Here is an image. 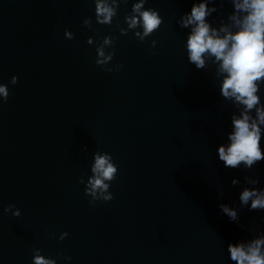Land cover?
<instances>
[{
	"label": "water",
	"instance_id": "obj_1",
	"mask_svg": "<svg viewBox=\"0 0 264 264\" xmlns=\"http://www.w3.org/2000/svg\"><path fill=\"white\" fill-rule=\"evenodd\" d=\"M135 2L121 3L108 26L96 23L94 0H0V84L10 93L0 105V264H32L35 249L56 264H234L227 245L264 233V211L239 202L252 187L245 176L264 189V161L224 168L217 149L237 109L220 95L217 65L188 62L191 29L177 20L195 0H148L142 10L163 23L144 42L120 35ZM209 6L219 9L206 17L212 27L232 24L230 0ZM104 37L116 41L108 67L122 70L96 65ZM259 95L264 103V85ZM98 151L118 174L112 201L90 205ZM9 205L21 215L4 214Z\"/></svg>",
	"mask_w": 264,
	"mask_h": 264
},
{
	"label": "clouds",
	"instance_id": "obj_2",
	"mask_svg": "<svg viewBox=\"0 0 264 264\" xmlns=\"http://www.w3.org/2000/svg\"><path fill=\"white\" fill-rule=\"evenodd\" d=\"M147 2L148 0H138L133 3L131 12L125 16L127 29H119L121 36L133 31L135 38L144 42L159 30L163 18L152 8L142 10ZM230 2L234 8L232 14L227 17L232 22L231 25L223 24L217 30L211 23L206 22V17L219 12L217 7L209 6L215 5L217 0H195L191 11L180 16L177 24L181 28L191 29L186 43L188 62L197 70L205 69L206 61L217 65L216 73L222 77L220 95L224 100L230 101L238 112L230 117L231 131L227 134V143H222L217 149L219 161L226 169L243 167L251 170L257 163L264 161V150L261 148L264 136V103L259 95L261 86L264 85V0ZM94 3L96 23L111 26L120 4H127L128 0H94ZM219 3L222 8L224 0H219ZM82 26L92 29V20L85 19ZM233 28L236 30L233 31ZM138 29H142V33ZM65 38L72 40L74 36L66 30ZM92 42L91 38L87 40L88 44ZM115 42L114 37H104L96 47L95 63L107 73L123 69V65L108 67L115 51H106V48H114ZM155 46L156 41H152L151 47ZM10 83L15 86L18 78L12 77ZM9 95L8 87L0 84V105L7 103ZM84 151L86 152L87 148ZM91 173L85 185V196L91 197L90 205L96 201H112L113 196L109 189L118 174V166L113 162L112 156L96 152ZM79 182L85 183L83 178ZM259 183V178L244 177V184L252 187L243 188L239 194V202L242 207H247L249 212L264 211V189L255 187ZM231 184L236 186L240 181L233 179ZM14 208L15 205H9L3 212H11L15 217H19L20 211H13ZM219 208L230 221L239 223L237 210L227 204H220ZM67 235L66 232L61 234L60 240H64ZM227 251L234 264H264V233L248 241L229 243ZM32 264H56V260L45 258L39 249H35Z\"/></svg>",
	"mask_w": 264,
	"mask_h": 264
}]
</instances>
